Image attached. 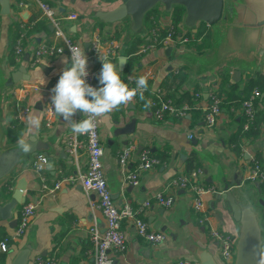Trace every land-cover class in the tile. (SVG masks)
<instances>
[{
    "label": "crops",
    "instance_id": "1",
    "mask_svg": "<svg viewBox=\"0 0 264 264\" xmlns=\"http://www.w3.org/2000/svg\"><path fill=\"white\" fill-rule=\"evenodd\" d=\"M28 1L29 3H19L18 0H10L11 13L9 15L1 14L2 6L0 4V74L1 72L10 74L19 66L26 64L31 75L29 80H23L5 91L2 110L4 130L9 144L17 142V140L9 141L7 134L11 116L16 118L14 103L31 106V113L38 114L41 119V127L36 136L52 143L50 156L54 160V168L48 166L50 164L48 159L46 168L42 172L37 171L34 165L38 162V156L42 154L29 156L17 172L9 178L14 180L13 187H15L17 181L24 177L28 182L25 193L28 194L30 200H37L39 204L31 230L17 240L14 248L7 254L6 264L10 263L11 257L17 250L28 243L35 246L28 264H32L36 255H41L46 259H57L59 264H94L93 256L87 253L88 249L92 247L90 229L96 226L104 230L106 225L102 211L93 206L96 196L87 194L79 183L67 184L55 193L44 192L41 187L44 179L49 185H53L61 178L79 176L86 172L88 150L85 135L73 134L70 123L65 122L56 113L49 118H46L44 114V109L51 98L49 89L58 82L62 69L65 67L62 60L69 55L63 54L54 59L46 58L37 67L31 68L29 61L24 59L28 53L26 52L21 60H15L16 65L11 64L10 54L11 50H14L13 38L16 25H21L24 20L29 21L35 14H39L40 20L41 18L46 19L42 15L38 3L35 0ZM46 1L57 8L60 14H66L69 11H76L80 14L79 21H66L64 28L70 37L82 41L84 47L85 44H90L93 34H100L102 38L109 39L116 26L120 25L110 26L100 21L91 20L87 13L93 8H114L123 0H117L107 5L102 4L100 0ZM157 8L161 12L160 26L167 30L172 23V18L169 19L166 16L163 7ZM22 12H29L28 18H22ZM46 21L48 20L46 19ZM126 25L120 39L114 38L123 43L124 51L125 44L129 40L130 22ZM203 25L200 26V29L206 28L207 31L202 35H197L198 33H193L190 29L180 31L181 35H190L191 40L183 45L172 47L170 54L166 53V49L169 47L149 51L143 56L140 67L132 72H135L139 77L146 76L147 82L154 81L156 85H159L167 81L169 74L181 70L186 74V79L181 86L169 81L170 92L176 91V96L180 98L187 92L194 96L198 90L201 93V98L197 100L194 96L193 99H195L196 105L201 106L210 104V93L213 90L217 91L221 86L222 73L228 78V87L225 93L232 88V85L242 88L245 81L253 76L243 73L241 81L231 82L233 69L229 68L212 73V77L207 81L197 80V71L191 63L192 57L193 55L202 56L211 48V27ZM49 31L50 33L43 31L34 34L38 41L28 44L30 51L41 41L53 42L55 40V37H52L53 30H51L50 22ZM207 32L210 36V45L200 48ZM85 49L88 50L86 47ZM122 57H125L127 61L124 52L117 59L120 60ZM125 65L121 68V72ZM39 68L45 79V83L42 85L40 84L41 74L37 71ZM157 89H160L164 95L166 94V91L161 87ZM184 101L185 104H190L187 99ZM39 102L44 104L43 110L37 108ZM204 107L190 110L184 119L170 116L158 121L150 111L139 108V101L135 97L130 104L121 105L118 109L113 110L106 119L100 120L104 147L103 163L113 198L120 206L130 203L135 211L146 200H151V207L139 216L147 220L152 230L162 231L166 234V240L163 243L153 244L138 235L132 221L124 220L122 228L126 236L127 250L123 254H113L115 264H171L178 260H190L195 264H201L200 258L204 256L205 251L212 253L216 261L223 264L219 242L214 239L212 231L217 229L237 236V224L230 213L221 207L216 198L217 174L220 171V173L226 172L230 179H234L235 175L241 177L242 171L243 182L248 183L252 192V203L263 216L264 225V207L260 205V199L264 198V191L263 194H260L254 183L248 181L241 158L229 145L230 139L240 127L242 118L240 110L225 107L216 126L210 129L205 122ZM199 112L201 113L199 114ZM135 118L136 132L130 135L122 134L120 128ZM81 119H83V114L78 111L73 120ZM19 122L24 129L22 137L26 139L30 136L27 132L26 121L19 120ZM191 133L198 140L197 144L194 143V138L189 137ZM71 138L77 139L80 143L76 148V154L71 151L72 145L68 144ZM263 140L264 133L254 141L247 140L243 146L242 158L246 160L249 157L246 152L254 154L260 151L262 153ZM130 147L134 151H132L127 166H123L119 161V153ZM145 150L150 151L158 158L166 155L169 159L166 163L161 160L160 165L142 172L139 185H133L128 179V174L138 166L139 157ZM63 153H65L64 157ZM183 154L187 157L181 160ZM194 155L200 158L203 164V172L196 182L198 187L205 190L202 196L204 201L202 211H196L192 207V197L187 190L171 187L174 179L186 174L187 163ZM205 169L209 170V174H205ZM236 169L238 171L233 172ZM209 176L214 177V182L208 181ZM4 182L0 183V190ZM160 192L174 196V202L170 207L156 202L155 196ZM256 196L259 197L257 201L255 200ZM1 227L5 228L8 233L13 232L14 229L6 222L0 223Z\"/></svg>",
    "mask_w": 264,
    "mask_h": 264
},
{
    "label": "built area",
    "instance_id": "2",
    "mask_svg": "<svg viewBox=\"0 0 264 264\" xmlns=\"http://www.w3.org/2000/svg\"><path fill=\"white\" fill-rule=\"evenodd\" d=\"M41 11L42 15L53 26V33L55 40L53 42L44 40L39 42L33 50L30 51L28 45V31L34 26L35 22L29 23L28 20H24L21 23L22 32L14 46V52L17 60H21L26 52H30L29 65L31 68L37 67L44 59H54L60 55L68 54L71 57L69 51V45L83 46L84 44L80 40L70 37L65 28L64 23L66 21L77 22L80 19V14L76 11H69L66 14H60L58 9L45 0H35ZM179 30H183L179 26ZM177 29L171 23L167 29L165 35L161 36L158 32H153V43L149 45H143L140 48V54H147L149 51L160 48L176 47L183 45L191 40L188 35L182 34L178 38L176 37ZM99 50V52L97 51ZM63 50V52H62ZM85 54L88 57V71L87 82L93 87H100L98 74L102 67V63L99 60V53L101 55L107 54L109 60L120 57L123 50V43L116 39H104L100 34H93L88 50L85 49ZM97 63V64H95ZM139 76L135 72H131L127 75L128 87H136V79ZM56 85V84H55ZM54 85V86H55ZM49 89V94L52 95V89ZM37 89V88H36ZM147 91V90H146ZM145 91V92H146ZM163 93L160 89L154 92L151 97L150 111L154 118L158 121H162L166 116L174 115L181 119H184L190 110L194 108H203L205 106V122L207 126L212 129L218 123V119L222 114V102L223 98L217 93L212 91L210 93L209 105H190L184 104L181 107L175 106L173 100L164 99ZM261 92L258 89L253 90L250 96L243 102L240 109L241 117L244 120V130L249 129L250 125L256 118V99L260 97ZM194 96L197 100L201 98V93L196 91ZM51 99L49 100L44 114L46 118L51 117L55 112L51 108ZM32 107L29 105H17L15 117L20 121L25 120L27 114L31 113ZM86 118V117H83ZM88 150V166L87 171L79 176H69L57 180L53 185H49L44 179L42 182V190L47 193H55L67 184L79 183L82 185L87 194H94L96 196V202L93 204L95 208L102 211L106 225L104 230L99 227H92L90 229V239L92 247L88 249L87 253L93 256L94 264H115V258L113 254H123L127 250V242L122 223L124 220L132 221L136 227L137 233L142 238L150 241L153 244H161L166 240V234L162 231H154L150 228L146 219L139 216L146 209L151 207L152 201L146 200L137 211L133 209L130 203H126L123 206L118 205L113 198V194L109 187L106 171L104 168L103 157L104 147L102 141V134L100 129V121L97 122V126L93 135H85ZM190 138H194V134L189 135ZM68 144L73 149L71 150L76 154L77 147L80 143L77 139H69ZM133 148L124 149L119 153V161L123 166H127ZM257 153L249 155L245 160L241 157L242 165L247 173L248 181L254 183L259 181L264 183V169L262 168L259 160L257 159ZM43 157V159H41ZM138 166L128 174V179L133 185H139L140 176L142 172L151 170L157 165H160L161 159L153 155L150 151L145 150L140 155ZM48 158L44 155L38 156V162L34 165L37 171L42 172L46 168ZM203 169L198 168L193 170L190 174L180 175L178 178L172 181L171 187L174 189L183 188L191 195V205L196 211H202L204 201L203 194L205 190L196 185L199 176L202 174ZM155 200L157 203L170 207L174 202V196L172 194H165L160 192L156 194ZM39 202L36 200H29L23 204L16 213L17 226L13 229V232L9 233L0 242V252L8 254L12 248H14L17 240L27 234L30 226L32 225L38 209ZM212 235L215 240L219 242V248L221 251V259L223 264H234L235 260V238L233 234L226 233L214 229ZM32 264H59L57 259H46L41 255H36ZM171 264H195L190 260H178Z\"/></svg>",
    "mask_w": 264,
    "mask_h": 264
},
{
    "label": "water",
    "instance_id": "3",
    "mask_svg": "<svg viewBox=\"0 0 264 264\" xmlns=\"http://www.w3.org/2000/svg\"><path fill=\"white\" fill-rule=\"evenodd\" d=\"M0 4L1 14L9 15L10 0H0ZM177 6L184 9V16L179 24L182 30L190 29L193 33H198L203 24L211 27L210 50L202 56L192 57L191 63L197 71V80L207 81L212 77V73L225 68L233 69L231 82L241 81L243 73L251 74L253 77L257 74L264 75V0H123L114 8H93L87 15L91 20L110 26L129 20L130 39L143 31L145 18L150 11L156 7H163L166 16L171 19ZM28 15L29 12L21 13L24 19L28 18ZM51 30H53L52 25ZM89 46V43L85 44L87 49ZM171 52L172 47L166 49L167 54ZM24 59L27 62L30 60L29 52ZM30 78L26 64L19 66L10 74L2 72L0 74V183L13 176L29 156L42 154L50 160L54 168V160L50 156L52 145L50 141L35 136L33 151L24 154L18 151L17 142L9 144L6 138L2 116L5 91ZM37 108L43 110L44 104L39 102ZM120 132L125 135L135 133L136 118L120 128ZM29 138L30 136L26 140ZM193 141L195 144L198 143L196 138ZM262 144L261 154L264 160V140ZM246 153L247 156L250 155ZM186 157L184 154L181 155V160ZM237 169L233 172H237ZM204 172L209 174L208 169ZM220 172L217 174L216 198L237 224V236H234V264H264L263 218L252 203V192L248 183L243 182L242 171L241 177L235 175L234 179H230L226 172H222L223 174ZM208 181L214 182V177L209 176ZM27 185L28 182L23 177L17 181L10 196L3 197L0 193V223L6 222L12 228L17 226V209L30 200L25 193ZM254 185L258 192L263 194L262 184L257 181ZM260 203L264 204V198L260 199ZM32 226L33 223L27 234ZM34 249L35 246L28 243L13 254L9 264H28ZM200 259L201 264H219L214 255L208 251H205Z\"/></svg>",
    "mask_w": 264,
    "mask_h": 264
},
{
    "label": "trees",
    "instance_id": "4",
    "mask_svg": "<svg viewBox=\"0 0 264 264\" xmlns=\"http://www.w3.org/2000/svg\"><path fill=\"white\" fill-rule=\"evenodd\" d=\"M19 3L25 2L29 3L28 0H18ZM46 1V0H45ZM117 0H100L102 4H110L113 3ZM39 14L33 15L31 19H29V23L35 22L34 26L28 31V44L29 43H35L38 41V38L35 37V33L43 32V31H49V22L46 21V19L41 18L39 19ZM184 16V9L182 7H176L174 9V12L172 14V24L173 26L177 29L176 37L178 38L181 36V32L179 30V24L181 23L182 19ZM160 17H161V12L160 10L156 7L152 11L148 13V15L145 18V23H144V29L142 32L137 33L131 37L127 43L125 44V51L124 55L127 57V63L121 72V79L125 84L128 85L127 81V74L130 72L134 71L135 69H138L141 65V60L143 58V54H140V48L143 45H149L153 43V32L156 31L158 32L161 36L165 35L167 30L165 28H162L160 26ZM129 20H125L121 23H119V26H116L115 31L113 35L109 39H120V37L123 35V32L125 31L127 27V23ZM98 25H103V24H98ZM204 26V25H203ZM206 28L200 29L197 35H202L206 32ZM22 32L21 25L18 24L16 25V29L14 31V38H13V44L17 43L18 38L20 37V33ZM54 37V33H52ZM190 34V33H189ZM196 35V34H194ZM190 36V35H189ZM210 45V36L207 32L205 34V38L203 41V44L200 46L202 47H208ZM15 46V45H14ZM157 49H160V46H156ZM10 59H11V64L16 65V55L14 50H11L10 54ZM112 59L111 61L113 63H119V59ZM186 79V74L183 71H179L177 73H171L168 75V79L164 83H160L159 85H156L154 81H149L148 83V89L146 92H144V97L145 100L141 101L139 98V95H137V99L139 101V108L141 110L145 109L148 111H152V107L145 108L144 104L147 101L151 100V97L154 95V92L156 91V88L161 87L166 91V94L163 95L164 99H171L174 102L175 106L181 107L185 104L184 100H188L187 102L190 103V105L194 106L196 103L195 99H193V94L191 93H186V95H181L180 98L176 96V91L170 92L171 88H169V81L174 82L176 85L181 86ZM158 84V83H157ZM227 84H228V78L227 76L222 73V78L220 82V87L219 89L213 90L214 92H217L222 98V110L226 108H234L235 110L238 109L240 110L242 108L243 102L250 96V94L253 92V90L258 89L261 92L260 97L256 99V118L255 121L250 125L249 129L244 130L243 124L244 120L241 118V123L239 130L232 136V138L229 141V145H231L232 150L236 153V155L241 158L243 156V146L244 143L247 140L254 141L258 138H260L263 133H264V98H262V95L264 94V75L262 74H257L256 77H250L248 78L244 86L238 87V85L233 86L232 88L228 91L225 90L227 89ZM241 90V91H240ZM198 91V90H196ZM151 102V101H150ZM18 104L14 103V106L16 107ZM204 112V111H203ZM201 112H199L200 114ZM206 114V111L204 112V115ZM174 117V115H167V117ZM201 116V115H200ZM177 117V116H175ZM187 117V116H186ZM179 118V117H177ZM24 132L23 125L21 122H19L18 119L14 118V116H11L10 119V124L7 129V134L9 137V141L15 142L18 138L22 137ZM257 159L259 160L262 168L264 169V160L262 158V154L259 151L257 154ZM162 162L166 163L167 160L169 159L166 155L160 156L159 157ZM203 164L200 158H198L196 155L192 156L189 162L187 163V168H186V174H190L193 170H196L198 168H202ZM14 186V180L8 179L5 181L1 187L0 193L3 197H8L10 196L12 189ZM262 189L264 191V183L262 184ZM9 235L8 231L1 227L0 228V242ZM6 259H7V254L0 252V264H6Z\"/></svg>",
    "mask_w": 264,
    "mask_h": 264
},
{
    "label": "clouds",
    "instance_id": "5",
    "mask_svg": "<svg viewBox=\"0 0 264 264\" xmlns=\"http://www.w3.org/2000/svg\"><path fill=\"white\" fill-rule=\"evenodd\" d=\"M71 57H64L62 63L65 67L59 76L58 82L51 90V108L65 122L70 123L73 134L93 135L97 122L106 119L108 115L121 105L130 104L139 95L141 101L145 100L144 92L148 89L147 77L141 75L135 81L136 87L129 88L121 79V68L127 63L125 58H120L119 63H113L108 55L99 53L102 67L98 74L100 87H93L87 82L89 75L88 57L83 46L69 45ZM99 52V50L97 49ZM63 52V50H62ZM47 64V63H42ZM40 72V84L45 79ZM145 108L151 107V102L144 104ZM83 114V118L74 121L77 112ZM29 139L20 137L17 139L18 151L27 154L33 151L35 136L41 127V119L38 114L29 113L25 117ZM43 159V157L41 158ZM51 167V164L48 165Z\"/></svg>",
    "mask_w": 264,
    "mask_h": 264
},
{
    "label": "rangeland",
    "instance_id": "6",
    "mask_svg": "<svg viewBox=\"0 0 264 264\" xmlns=\"http://www.w3.org/2000/svg\"><path fill=\"white\" fill-rule=\"evenodd\" d=\"M264 196V195H263ZM259 199V197L258 196H256L255 197V200L257 201ZM262 207H264V205L263 204H260ZM262 218H263V216H262ZM262 224H263V222H262Z\"/></svg>",
    "mask_w": 264,
    "mask_h": 264
}]
</instances>
